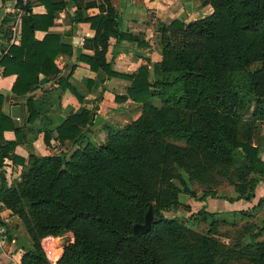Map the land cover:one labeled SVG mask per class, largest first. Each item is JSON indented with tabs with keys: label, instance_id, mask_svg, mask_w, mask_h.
Returning a JSON list of instances; mask_svg holds the SVG:
<instances>
[{
	"label": "trees",
	"instance_id": "1",
	"mask_svg": "<svg viewBox=\"0 0 264 264\" xmlns=\"http://www.w3.org/2000/svg\"><path fill=\"white\" fill-rule=\"evenodd\" d=\"M39 1L46 12L33 13L29 2L23 5L19 42L0 57L1 74L16 75L11 89L18 94L36 87L41 72L59 71L57 52L72 51L70 43L48 31L63 3ZM206 1L212 5L207 15L187 22H153L162 47L161 76L153 81L147 64L133 74L111 68L112 59L105 56L110 36L134 39L139 45H148V40L118 27L111 0L87 1L85 6L99 8L85 17L95 29L90 41L94 53L80 58L108 77L130 79L126 94L114 99L140 102L141 112L120 128L101 126L95 140L86 134L95 109L68 114L44 131L43 141L50 148L72 142L69 154L29 153L26 162L13 154L12 160L22 167L11 184L3 160L21 137L2 111L0 94V140L3 130L16 134L15 140L0 143V207L18 215L32 240L19 264H189L187 246L178 241L185 233L182 221L163 211L175 205L179 188L171 180L176 166L203 173L243 165L252 179L237 198H253L255 185L264 181V159L253 138L264 123V0ZM11 18L3 19L4 30H9ZM36 29L47 30L42 39L34 36ZM58 80L82 99L66 79ZM26 106L27 121L32 122L38 115L33 96ZM207 195L216 196L204 192ZM149 205L154 212L150 228L134 234L133 224L143 222ZM203 210L212 220L218 213L207 210L206 204ZM60 234L68 238L52 259L49 242ZM258 252L256 264H264V238Z\"/></svg>",
	"mask_w": 264,
	"mask_h": 264
},
{
	"label": "crops",
	"instance_id": "2",
	"mask_svg": "<svg viewBox=\"0 0 264 264\" xmlns=\"http://www.w3.org/2000/svg\"><path fill=\"white\" fill-rule=\"evenodd\" d=\"M63 4L54 12L52 25L48 31L57 33L62 42L72 46L70 53L59 51L55 62L59 68L57 73H40L36 87L24 94L12 91L15 74H1L3 66L0 64V94L3 95L2 111L11 117L15 127L20 130V142L16 143L9 154L4 157L3 167L9 184L17 177L21 164L12 160L16 154L27 161L29 153L44 155L47 153H61L60 148H50L43 141V133L58 125L70 113H78L83 109H95L92 124L86 134L94 133L103 125L120 128L125 123L137 117L141 112V103L127 98L123 101L114 99L116 94H126L131 80L121 76H107L99 68L93 70L86 61L81 60V54L94 53L90 41L95 29L90 26L86 16L99 11L96 5L85 6L91 0H57ZM97 3L101 0H95ZM118 12L116 17L118 27L125 32L142 36L148 40V45H139L134 39H117L110 36L105 53L106 60L112 59L113 70L124 74H133L141 64L148 66V79L156 80L161 76L159 62L162 58V47L151 33V22L162 20L170 22L179 18L185 22L207 15L212 11V5L206 0H111ZM18 0H0V57L7 52L11 43H18L21 35V18L16 28L12 42H9V30H4L3 19L13 16ZM33 13H45L46 8L39 0L29 1ZM24 14V13H23ZM22 14V15H23ZM12 19V18H11ZM11 21V20H10ZM47 30L36 29L34 36L42 39ZM115 55H113V51ZM63 77L81 95L82 99L68 88L63 87L58 80ZM101 93V97L99 95ZM33 96L37 117L27 121L28 110L26 99ZM259 154L264 159V123L259 127ZM16 139L13 129L2 131L0 143ZM255 143V142H254ZM264 188V181H259L255 196L251 200L243 198L229 200L227 198L208 196L206 207L212 211L224 208L227 211L254 204ZM259 197V198H258ZM4 230V231H3ZM27 236V237H25ZM21 239V241H20ZM32 246V240L23 227L17 214L9 209L0 207V264H19L25 248Z\"/></svg>",
	"mask_w": 264,
	"mask_h": 264
},
{
	"label": "rangeland",
	"instance_id": "3",
	"mask_svg": "<svg viewBox=\"0 0 264 264\" xmlns=\"http://www.w3.org/2000/svg\"><path fill=\"white\" fill-rule=\"evenodd\" d=\"M152 31L153 25L149 33ZM250 125H254V122ZM244 129H241L242 137ZM89 138L92 139L93 135ZM253 138L257 144L263 141L257 132ZM73 147L72 142H67L60 152L67 156ZM231 171L234 174L232 172L230 175ZM175 175L171 180L179 188L174 197L175 205L163 211L182 221L185 233L179 236L178 241L187 246L189 264H256L264 238V231L260 230L264 224V192L254 204L230 211L219 207L214 220L204 210L200 211L205 199L210 196L204 197V192L227 199H240L237 196L247 191L252 179L250 173L245 172V166L239 165L237 170L233 167H216L203 173H197L194 167L176 166ZM257 186L258 183L254 191ZM261 189L264 191V188ZM241 208L245 210L241 212ZM66 236L68 234L53 237L49 242V252L55 251L56 254V247L68 238Z\"/></svg>",
	"mask_w": 264,
	"mask_h": 264
},
{
	"label": "built area",
	"instance_id": "4",
	"mask_svg": "<svg viewBox=\"0 0 264 264\" xmlns=\"http://www.w3.org/2000/svg\"><path fill=\"white\" fill-rule=\"evenodd\" d=\"M30 0H18V5L16 10L13 13L12 19L9 22V33H10V38H9V42L11 43L12 40L14 39V35L16 34V28L18 25V22L22 16L23 13H25V9L23 7V5H25L26 3H28ZM48 256H50V252H48ZM52 259H54L53 257H51Z\"/></svg>",
	"mask_w": 264,
	"mask_h": 264
},
{
	"label": "water",
	"instance_id": "5",
	"mask_svg": "<svg viewBox=\"0 0 264 264\" xmlns=\"http://www.w3.org/2000/svg\"><path fill=\"white\" fill-rule=\"evenodd\" d=\"M152 219H153L152 207H151V205H149L146 212H145L143 222H135L133 224V226H132L133 233L136 234L140 231L148 230L151 226ZM67 237L68 236H66V238Z\"/></svg>",
	"mask_w": 264,
	"mask_h": 264
},
{
	"label": "bare ground",
	"instance_id": "6",
	"mask_svg": "<svg viewBox=\"0 0 264 264\" xmlns=\"http://www.w3.org/2000/svg\"><path fill=\"white\" fill-rule=\"evenodd\" d=\"M50 256L53 257V258H55L56 257L55 251H51L50 252Z\"/></svg>",
	"mask_w": 264,
	"mask_h": 264
}]
</instances>
